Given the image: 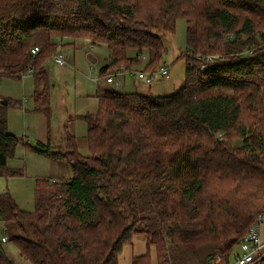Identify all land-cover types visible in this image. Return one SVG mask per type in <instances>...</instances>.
Listing matches in <instances>:
<instances>
[{"label":"trees","instance_id":"obj_1","mask_svg":"<svg viewBox=\"0 0 264 264\" xmlns=\"http://www.w3.org/2000/svg\"><path fill=\"white\" fill-rule=\"evenodd\" d=\"M178 20L188 62L178 92L106 91L97 113L80 117L88 156L74 141L65 154L33 149L66 163L69 180L37 182L33 212L0 195V220L26 262L119 264L143 235L147 251L132 264H151L152 252L157 264H228L264 213V0H0V78L34 68L47 111L44 64L64 40L105 48L100 76L131 71L145 51L154 71ZM207 56L218 58L200 71ZM21 143L0 104V178L24 175L8 167ZM0 264H15L1 242Z\"/></svg>","mask_w":264,"mask_h":264},{"label":"rangeland","instance_id":"obj_2","mask_svg":"<svg viewBox=\"0 0 264 264\" xmlns=\"http://www.w3.org/2000/svg\"><path fill=\"white\" fill-rule=\"evenodd\" d=\"M186 31L187 22L185 20H178L175 33L167 35L163 38L166 53L164 55L163 64L161 66L169 69L170 73L168 77L162 78L159 74L156 73L159 70L160 66L154 71H150L148 69L145 70L147 62L150 59L147 51H145L141 59V64L138 67L133 68L132 70H137V72H143L145 74H151L155 72V74H153L151 83H147V79L150 78L149 75L137 76L135 77V79L133 77H126L124 79V82H126V88L119 90L126 93H137L154 97L172 96L176 92H178L185 85L188 69V62L186 58H179L183 53L186 52ZM69 43H80L81 45L87 44V46L89 44L87 40L74 41L66 39L63 41V43H61V45L63 46H60L58 48V51L56 52V54L61 52L64 55L65 64H57L54 61V55L44 64V69L48 73L50 82V90L48 92L49 102L47 104V116L51 120L50 132L52 136L54 134V129H57L58 125L60 126L61 117L64 120V123H62V125L64 126L63 128H66L65 134H70V131L67 132L68 128L70 130L69 123L75 121L73 127L74 133L76 135V137L74 136L75 145H77L78 152L82 156H88L90 154L87 143L88 123L84 119H79L78 117V119L75 120V116L78 115L79 112H83V116L87 114L94 115L97 113L99 102H93L94 100L92 99H96L95 95L98 93V82H96L95 79L100 77L99 66L96 65L93 67L92 65H90L88 59L90 61H96L97 59L101 65V59L104 58L103 56L106 55L107 52L105 48H101V50H94L92 46H88L86 47L88 49L87 53L91 54L88 55L87 59L85 55V49L83 50V48H81L79 45L67 48V46H69ZM246 52H248L247 49L244 51V54ZM130 55H134V53H130ZM114 72L115 71L107 75H111ZM107 75H105L103 79L106 78ZM113 87L119 88L117 85H113ZM78 94H81L84 98L91 99L90 102L86 100L88 101L86 104L82 103V100L78 96ZM27 98L29 100L30 97H28V91L26 88H24L22 82L14 81L13 79L9 78H0V104L3 100L9 99L11 101L9 107H5L1 104L2 106H4V110H8L9 108L11 110L15 109V107L13 106V102H15V100H25ZM21 123H23L22 119L20 120V124ZM57 151L60 152L62 150L58 149ZM20 158H22V156H20ZM28 164L30 165L26 170L25 163L21 162L19 158L11 160L10 166L23 167L27 172V178L24 180H19L18 177H14L16 179L9 182V189H6V191L1 192L0 194L8 192L9 196L12 198V200L20 210L24 212H33L36 206L34 194L35 184L40 181L50 182L49 176L52 174H55V176L58 175L57 177L60 179L59 176H62L63 173L60 171V167L52 166L51 168L50 165L47 164H43V167L39 170V166H37L38 163L36 164L33 158L29 159ZM56 165H60L59 162H57ZM67 180L69 179H60V182ZM1 222L0 236L5 233V224L3 225V223ZM6 237L8 238L7 234ZM5 246L8 251L10 248L13 249V253L11 252V255H9L8 257L14 260L16 264H31L29 262H26L21 257L17 247L14 244L8 243ZM14 247L17 250L14 249ZM146 251V237L143 235L137 236L133 239V242L130 245H127L124 248L122 254L119 257V264H132L135 258L144 255ZM151 258V264H157V258L154 252L151 253ZM188 264L193 263L189 262Z\"/></svg>","mask_w":264,"mask_h":264},{"label":"crops","instance_id":"obj_3","mask_svg":"<svg viewBox=\"0 0 264 264\" xmlns=\"http://www.w3.org/2000/svg\"><path fill=\"white\" fill-rule=\"evenodd\" d=\"M77 45H79L81 48H83V50L85 49V55H86L87 59H88V55L91 53H87L88 49L86 47L92 46L94 50L95 49L101 50V48H103V47L95 46L92 44H88V46H87V44L81 45L80 43H72V44L69 43V46H67V48L72 47V46L75 47ZM66 49H64V50H66ZM106 52H107L106 55L103 56L104 58L101 59L102 60L101 65H100V62H98V60L96 58L95 59L97 62L94 60L90 61L88 59L90 65H92L93 67L96 65L99 66V72H100L101 68L104 67L105 65H107L109 62V59H108L109 53L107 50H106ZM29 76L30 77L26 76L25 78H20V80H14V81L22 82V85L28 91V97H30L29 100H28V98L25 100H15V102H13V106L15 107V109H12V110L10 108L8 110L5 109V114L7 117L8 132L10 134H13V135L17 136L18 138L22 139V143L16 148L15 156L8 161V167L10 169L22 170L24 175L22 177H18V179L24 180L27 178V172L25 171V169L27 170L29 168V165H30V164H28V161H29V159L33 158L34 161L36 162V164L38 163L37 166H39V170L43 167V164L50 165L51 168H52V166L53 167H55V166L60 167V171L63 173L62 174L63 177L59 176L60 179H65V178L70 179L72 177V171H71V168L66 163H64L62 161L52 160V159H49L47 157L41 156V155L37 154L33 149L38 144H41L44 146H50L52 151H54V152H58L57 151L58 149L62 150V151H60V153H63V154L70 152L72 142L74 141V138L76 137V135L74 133V129H73L75 121H72L71 123H69L70 130L68 128L67 132L70 131V134L69 133L65 134L66 128H63L64 126L62 125V123H64V120L61 117L60 118V126L58 125V128L54 129V134L52 136L51 132H50L51 120L47 116L48 112L46 110H44L43 108L38 109V107H37L38 103L36 102L35 97L37 96L38 92H41V89H38L36 87L34 74L29 75ZM101 77H102L101 78L102 81L101 80L96 81V79H95V81L98 82V85H97L98 86V93L95 95L96 99L95 98L92 99V100H94L93 102L98 103L99 97L104 95L105 92L108 90H112V91L116 90V91L122 92L119 89L126 88V82H124V81H123L122 87L114 88L113 86H109L105 83V80L103 79L104 76H101ZM135 84H136V82H135ZM136 89H137V86H136ZM122 93H126V92H122ZM78 96L81 98L82 103H84V104H86L88 101L90 102V100H91L88 98H84L81 94H78ZM86 100H88V101H86ZM7 101H9V99H7ZM29 102H30V104H29ZM9 105L10 104H8L5 107H9ZM82 113L83 112H79L78 115L75 116V120L78 118L81 119L80 117L83 116ZM21 119H22L23 123L20 124ZM65 125H66V123H65ZM20 156H22V158H20ZM15 158H19L21 162L25 163L26 168L24 169L23 167H18V166L17 167L16 166L11 167L10 162H11V160H15ZM57 162H59L60 165H56ZM57 176L58 175L55 176V174L50 175L49 176L50 182H52V183L60 182V179ZM14 179H16V178H14V177H12V178H0V193L3 191H6V189H9L8 188L9 182L11 180H14ZM35 189H36V184L34 187V194H35ZM3 194H5V193H3ZM0 195H2V194H0ZM1 223H3V222H1ZM3 225H4V223H3ZM6 234H7V232L5 229V233L0 236V242L4 248L5 255L8 257L9 255H11V252L13 253V249L10 248L9 251H8V249H6L5 245L10 243L9 241L5 242V243L2 242V238L4 236H6ZM7 236H8V234H7ZM8 238H9V236H8ZM262 238L264 239V225L262 226ZM14 249H16V248L14 247ZM10 260H12V259H10ZM12 261H14V260H12Z\"/></svg>","mask_w":264,"mask_h":264},{"label":"built area","instance_id":"obj_4","mask_svg":"<svg viewBox=\"0 0 264 264\" xmlns=\"http://www.w3.org/2000/svg\"><path fill=\"white\" fill-rule=\"evenodd\" d=\"M40 52L39 47H34L31 51L33 56H36ZM251 52V51H250ZM247 53V52H246ZM54 61L59 65L65 64L64 55L60 52L55 54ZM215 56H207L206 57V63H202L199 66L200 71H205L207 67V63L213 62L216 60ZM162 78L169 76V69L166 67H161L157 72ZM34 74V68H30L25 74L22 75V78H25L26 76L33 75ZM153 74H145L143 72H137L136 71H128L125 69H120L115 71L111 75H107L106 78H104L105 83L107 85H117L118 87L123 86V81L126 77H137V76H144L149 75L150 78L147 79V83H151ZM101 76L96 79V81L101 80ZM222 136V135H220ZM264 225V213L260 214L257 221L253 224L249 232L245 235L243 238L241 245L239 247L238 253L235 255L233 260L228 264H253V263H259L261 261H264V239L262 238V226ZM2 242H8V238L4 236L2 238ZM219 260H217V263Z\"/></svg>","mask_w":264,"mask_h":264},{"label":"water","instance_id":"obj_5","mask_svg":"<svg viewBox=\"0 0 264 264\" xmlns=\"http://www.w3.org/2000/svg\"><path fill=\"white\" fill-rule=\"evenodd\" d=\"M1 104L4 105V106H7L8 105V101L7 100H3V101H1Z\"/></svg>","mask_w":264,"mask_h":264}]
</instances>
